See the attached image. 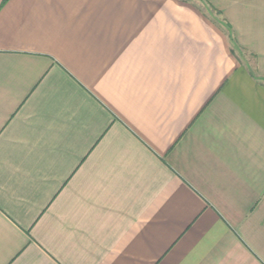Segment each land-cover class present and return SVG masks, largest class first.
Here are the masks:
<instances>
[{"label":"crops","instance_id":"1","mask_svg":"<svg viewBox=\"0 0 264 264\" xmlns=\"http://www.w3.org/2000/svg\"><path fill=\"white\" fill-rule=\"evenodd\" d=\"M0 264H264V0H0Z\"/></svg>","mask_w":264,"mask_h":264}]
</instances>
